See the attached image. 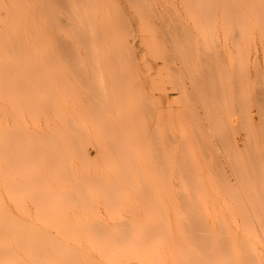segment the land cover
Segmentation results:
<instances>
[{
    "label": "rangeland",
    "instance_id": "1",
    "mask_svg": "<svg viewBox=\"0 0 264 264\" xmlns=\"http://www.w3.org/2000/svg\"><path fill=\"white\" fill-rule=\"evenodd\" d=\"M3 44L42 56L0 187L48 264L264 255V0H0Z\"/></svg>",
    "mask_w": 264,
    "mask_h": 264
},
{
    "label": "bare ground",
    "instance_id": "2",
    "mask_svg": "<svg viewBox=\"0 0 264 264\" xmlns=\"http://www.w3.org/2000/svg\"><path fill=\"white\" fill-rule=\"evenodd\" d=\"M20 43L25 47L28 46V42L25 40H21ZM6 45L3 44V48H0V114L2 105V82L4 83L3 85L5 87L4 102L11 106L15 97L13 81L17 79V77L22 78L23 81L25 79L26 81V79H29L31 75L27 70L31 68L33 64L42 63V56L39 52H30L28 50L15 49L13 45ZM15 69H17V71H19V69L23 70V72H16ZM9 70H14V72H11ZM8 131L9 130L6 128L4 130L5 134L8 133ZM10 149L11 145H7L5 149V161L8 167L10 166L11 161V159L9 158V155H11ZM7 193L10 198H14L13 191L8 190ZM2 216L6 217V220L4 219V225H2ZM15 221L16 219L13 216L8 215L7 208L2 203L0 187V264H48L47 245L44 242H37L34 247V244L30 241V229H28L27 227H15ZM129 248V246L124 244L118 246V248H114L111 253L117 256L119 253L126 255L129 252ZM253 257L254 258L245 262L239 257V252H237L229 259H227L224 254L220 255L218 261L219 264H264V255L259 256L256 252H253ZM121 264L127 263L122 262Z\"/></svg>",
    "mask_w": 264,
    "mask_h": 264
}]
</instances>
